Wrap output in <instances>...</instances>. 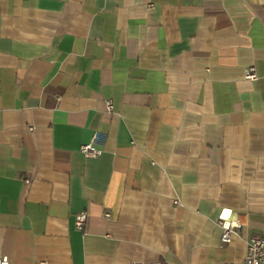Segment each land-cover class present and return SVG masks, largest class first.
<instances>
[{
  "label": "crops",
  "instance_id": "0c3cea01",
  "mask_svg": "<svg viewBox=\"0 0 264 264\" xmlns=\"http://www.w3.org/2000/svg\"><path fill=\"white\" fill-rule=\"evenodd\" d=\"M0 120V257L242 264L264 238V0H0Z\"/></svg>",
  "mask_w": 264,
  "mask_h": 264
},
{
  "label": "built area",
  "instance_id": "2783aa9c",
  "mask_svg": "<svg viewBox=\"0 0 264 264\" xmlns=\"http://www.w3.org/2000/svg\"><path fill=\"white\" fill-rule=\"evenodd\" d=\"M246 77L248 79H256L257 73L255 67H250L246 71ZM107 106L109 110L113 109V103L111 100L107 101ZM1 129V120H0ZM33 130V127H31ZM104 136L101 133H95L92 139L84 143L80 151L89 157H96L103 153L104 148ZM109 217L110 213H106ZM88 219V213L86 211L79 212L75 215V225L79 229H83ZM218 225L221 228V241L224 244H232L234 239L238 237L242 229L246 224L241 221L239 216L233 209L225 207L222 209ZM41 263H45L42 261ZM0 264H12L8 256L0 257ZM139 264V263H136ZM242 264H264V238L259 235H252L246 243V252Z\"/></svg>",
  "mask_w": 264,
  "mask_h": 264
}]
</instances>
